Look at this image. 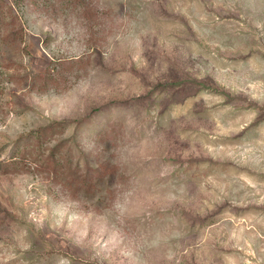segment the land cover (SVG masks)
<instances>
[{"label":"rangeland","instance_id":"374dc122","mask_svg":"<svg viewBox=\"0 0 264 264\" xmlns=\"http://www.w3.org/2000/svg\"><path fill=\"white\" fill-rule=\"evenodd\" d=\"M0 264H264V0H0Z\"/></svg>","mask_w":264,"mask_h":264},{"label":"trees","instance_id":"16d2710c","mask_svg":"<svg viewBox=\"0 0 264 264\" xmlns=\"http://www.w3.org/2000/svg\"><path fill=\"white\" fill-rule=\"evenodd\" d=\"M51 128H53L52 126H48V129H51Z\"/></svg>","mask_w":264,"mask_h":264}]
</instances>
